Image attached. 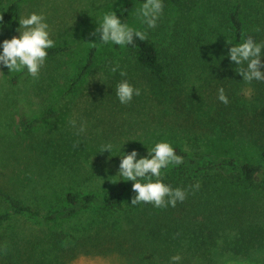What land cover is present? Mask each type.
I'll return each mask as SVG.
<instances>
[{"label": "rangeland", "instance_id": "rangeland-1", "mask_svg": "<svg viewBox=\"0 0 264 264\" xmlns=\"http://www.w3.org/2000/svg\"><path fill=\"white\" fill-rule=\"evenodd\" d=\"M13 1H2L0 17ZM19 3L20 13L45 11L55 41L53 48L64 50L47 57L37 79L26 73L5 76L9 75L7 68L2 69L5 75L0 73V188L39 211L38 215L15 214L10 203L0 197V214H9L0 225V264H145L150 260L168 264V258L177 253L181 264H264V238L247 252L237 253L233 248L239 224L248 229L264 227V172L253 185L230 183L225 190L223 184L207 189L198 179L194 205L175 214L182 217L180 228L168 234L170 230L160 223L152 225L150 232L147 219L139 222L138 208L131 206L133 182L109 178L117 172L119 156L112 157L107 150L97 153L101 143L111 142L112 154L117 155L123 142L131 139L122 150L135 149L139 158L147 155L146 148L155 142L167 141L191 154L250 158L264 164L248 143L212 138L216 136L214 129H240L243 114L250 116L255 109L264 108V100L252 84L239 76V85L227 83L219 71H203L182 55L183 50L176 49L192 35L191 28L200 27V31L209 17L216 19L220 7L230 10L241 5L247 20L263 19L264 0H164V13L155 28L147 29L146 36L178 59L176 70L169 74L166 85L146 82L140 71L138 75L126 71L134 87L146 86L126 105L116 97L106 104L101 88L113 91L122 79L118 72L108 73L111 62L121 65L128 57L126 67L131 66V59L134 71L135 58L127 47L89 43L98 42L99 34L91 35L97 16L112 6L122 22L128 19L130 25L138 26L129 13L139 0ZM189 21L192 25L181 32ZM13 36L18 32L8 30L0 35V41ZM94 47V64L79 80ZM97 73L103 74L105 84L97 79ZM219 87L225 89L229 103L243 104V114L235 106L227 111V123H220L217 113L225 105L216 98ZM35 119L39 122L25 129L23 121ZM70 121H75L76 127ZM81 123L85 130L77 134ZM122 186L128 187L122 205H109L107 201ZM68 192L79 196L94 193L102 202L66 216L61 210L69 205ZM54 210L59 212L50 218ZM209 218L224 229L212 239L206 236L211 242L202 247L200 231L195 234L193 230L198 225L214 224Z\"/></svg>", "mask_w": 264, "mask_h": 264}, {"label": "trees", "instance_id": "trees-1", "mask_svg": "<svg viewBox=\"0 0 264 264\" xmlns=\"http://www.w3.org/2000/svg\"><path fill=\"white\" fill-rule=\"evenodd\" d=\"M2 1L3 0H0V5ZM245 7H247V5H245ZM20 10L19 0H15L7 6L1 18V36L8 30L16 31L18 21H16L14 17L17 13H20ZM217 12L220 14L217 15L216 19L211 20L209 17V22L205 23V25L200 24L202 25L200 31V27H197V29L191 28L190 31L193 32L192 35H189V37L187 36L188 39L186 37L181 45H177L176 49L178 51L183 50L182 55L185 58H189L193 64L198 65L203 71L217 70L226 78L227 83L236 82V84L239 85L240 83L237 78L239 76V79L242 80V76L235 72L234 63L230 62L226 55L228 49L231 47L228 41L231 43H237L242 36H251L255 40L264 41V18L259 19L258 21L247 20L246 17L243 16L241 5H233L230 10L226 7L221 10L220 7L217 9ZM191 25L192 22L189 21L187 25H184V29H182L181 32H185L186 28ZM187 33L189 32L187 31ZM187 46L191 47L192 50L186 51L185 47ZM126 49L135 58V72L131 68L133 67L131 59L129 62L131 66L126 67L127 65L125 63L129 59L128 57H126L127 60L122 61L121 63V67L125 68V71L133 74L136 73L137 75V71H140L144 74L146 82L148 80L158 84H168L170 80L169 74L175 72V65L178 60L174 55L169 53V50L147 36L143 41L135 40L134 46H128ZM63 50V47L51 48L48 50V56L56 55ZM96 51L97 47L92 48L90 51L87 63L79 75V80L85 76L94 64ZM251 84L255 89V93L264 100V82L252 81ZM140 88H146V86L143 85L140 86ZM101 91L107 96L105 100L106 104L112 102L113 98H115V93L107 89V86L102 87ZM147 95H149L148 91H146V96ZM255 105H258V102H256ZM234 106L237 110L242 112L243 104L236 105L234 100L232 103H228L219 108L217 113L221 117L220 123H227L229 121V119L226 118L229 114L227 111ZM46 116H49V114ZM241 120L240 129H214L213 133L216 136H212V138L218 141L230 139L246 142L249 146L256 148L260 159L264 161V108L255 109L254 113L250 116L245 117L243 114ZM37 122H39V119H35L33 122L23 121V126L25 129H30L35 126ZM173 148L176 150L177 154L184 158V162L181 165L174 166L168 170H162L164 171L162 179L173 188L180 187L185 189L187 195L185 200L183 202L178 201L175 207L165 206L163 208H156L151 204L136 205L138 208V214L136 213L137 219L139 222L146 221L147 219L145 224L150 232H152V225L160 223L165 224L166 226L164 228L170 230L168 234H170L173 229L180 228L182 221L180 218L182 217L176 218L175 214L176 212H181V210L187 211L188 207L194 205L193 196H195L194 194L197 190V187L194 186L197 184L198 179L202 180L207 189L223 184L222 190H225L230 183L253 185L256 178L264 172V164L261 162H253L250 158L239 159L235 156L217 158L214 154L210 153L196 155L183 151L179 146ZM127 190L128 187H120L107 203L109 205L121 206ZM130 193L132 197L135 195L132 190H130ZM0 197L10 203L15 214H39V211L35 210L31 205L24 204L14 195L1 188ZM66 200L69 205L62 207L61 210L66 216H72L82 209L102 202L101 198L94 193L79 196L68 192ZM58 212L59 210L52 211L50 218H53ZM8 218V213L0 214V225L8 220ZM209 220L214 224H210L209 226L205 225V227L198 225L199 227L193 230L195 234H198L200 231V246L202 247L203 245H209L211 242L205 239L206 236L212 239L213 235L216 234L219 229H224L219 222L211 220L210 218ZM243 224L244 223L239 224L241 225L240 227L239 225L237 226V229H239L238 236L233 241V244H235V247L233 248L237 253L250 251L253 245L261 244L264 238V227H259L257 229L249 227L248 229V227L243 226ZM146 226L144 228H147ZM145 264L162 263L156 260H150Z\"/></svg>", "mask_w": 264, "mask_h": 264}, {"label": "clouds", "instance_id": "clouds-1", "mask_svg": "<svg viewBox=\"0 0 264 264\" xmlns=\"http://www.w3.org/2000/svg\"><path fill=\"white\" fill-rule=\"evenodd\" d=\"M121 11H126L122 9ZM164 13V0H139L129 13L138 26L128 23V19L122 22L117 11L110 10L100 13L96 19V28L91 35H98V42L90 45H115L123 49L134 46L135 40L143 41L146 38L147 29L155 28ZM90 16L91 14L88 13ZM92 17V16H91ZM2 18V17H0ZM18 21L16 31L18 36L0 41V73L7 68L9 75L27 74L37 79L40 69L46 63L48 50L55 46L52 28L45 11H29L27 14L17 13L14 17ZM228 41V40H227ZM231 47L226 55L235 65V72L242 76L243 82H264V41L253 39L251 36H242L237 43L228 41ZM119 73V80L113 89L115 97L122 105L129 104L134 96L141 95V89L134 87L127 77V72L118 62H111L108 73ZM97 79L103 82V74L97 73ZM105 84V83H104ZM217 100L228 104V96L223 87L217 88ZM76 127L75 121H70ZM85 125L80 124L77 134L84 132ZM128 141L123 142L119 154L113 155L114 145L111 142L101 143L97 153L106 150L112 157L119 156V165L115 175V182L123 180L132 181V191L135 195L131 198V206L151 204L156 208L165 206L175 207L176 203L183 202L187 192L180 187L173 188L163 181L164 171L174 166L181 165L184 158L177 154L173 146L167 141L155 142L147 149V155L140 156L133 149L130 152L123 151ZM143 144V143H142ZM144 145V144H143ZM145 146V145H144ZM107 163V161H106ZM194 187H198L195 185ZM182 257L179 253L168 258V264H181Z\"/></svg>", "mask_w": 264, "mask_h": 264}]
</instances>
